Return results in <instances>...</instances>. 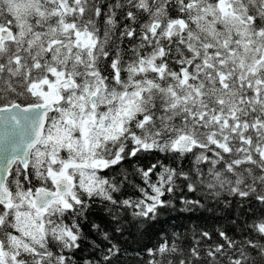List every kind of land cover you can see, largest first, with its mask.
Wrapping results in <instances>:
<instances>
[{
  "label": "snow or ice",
  "instance_id": "obj_1",
  "mask_svg": "<svg viewBox=\"0 0 264 264\" xmlns=\"http://www.w3.org/2000/svg\"><path fill=\"white\" fill-rule=\"evenodd\" d=\"M0 264H264V0H0Z\"/></svg>",
  "mask_w": 264,
  "mask_h": 264
},
{
  "label": "trees",
  "instance_id": "obj_2",
  "mask_svg": "<svg viewBox=\"0 0 264 264\" xmlns=\"http://www.w3.org/2000/svg\"><path fill=\"white\" fill-rule=\"evenodd\" d=\"M201 221L197 220L195 218V216L193 217V219L191 221H186V220H181L180 223H184V224H189L190 226L191 225H195L197 223H200ZM171 223H177V221L175 220H171Z\"/></svg>",
  "mask_w": 264,
  "mask_h": 264
}]
</instances>
